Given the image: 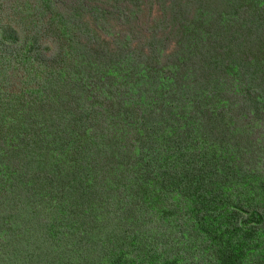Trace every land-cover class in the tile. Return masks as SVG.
I'll use <instances>...</instances> for the list:
<instances>
[{"label":"trees","instance_id":"trees-1","mask_svg":"<svg viewBox=\"0 0 264 264\" xmlns=\"http://www.w3.org/2000/svg\"><path fill=\"white\" fill-rule=\"evenodd\" d=\"M8 1L0 161L44 166L79 202L65 219L27 197L58 218L55 234L89 227L78 238L93 253L78 264H175L202 242L212 263L264 264V0H102L104 15L31 0L11 22ZM16 175L0 168V188L23 189ZM1 198L0 232L19 237L12 264H68ZM28 235L46 250L29 251Z\"/></svg>","mask_w":264,"mask_h":264},{"label":"rangeland","instance_id":"rangeland-1","mask_svg":"<svg viewBox=\"0 0 264 264\" xmlns=\"http://www.w3.org/2000/svg\"><path fill=\"white\" fill-rule=\"evenodd\" d=\"M100 1L102 0H51L49 2V7L58 15H61L62 12H66L67 9L70 10L74 8L82 12H84V9H88L90 12H97L98 14L102 13L104 15L106 12L105 10H109V3L103 4ZM171 3L172 0H167L165 2L167 7L170 6ZM3 6H10L5 16L10 22L12 21V18L9 13L13 12L14 8L17 12H20V10L28 11V9L32 11L33 9V4L31 0H10ZM153 6L154 10L156 11V8L158 6ZM142 9V14L144 16L139 14L137 15V18L145 17L147 19H150L152 17V14L151 16H149L147 10H145L144 8ZM68 12L70 14V11ZM152 13H154V11ZM168 14L170 16L169 12ZM154 19L155 17L152 18L151 21H154ZM136 31L137 33L135 35H137V37L138 35L141 36L139 29H136ZM4 154V150L1 149L0 156H3ZM18 164L21 165L20 162ZM18 164L13 165L11 163L4 162V165L6 166H3V163L0 161L1 170H3V168H7L8 170L10 169L11 173H16V176L21 178L19 182L20 184H23V189H20L18 187L14 191L10 183L5 182L4 186L0 188V194L2 195L1 199L4 201V204H6V207L8 204L9 210H11V215L14 216L15 220H17V224L20 228L30 227L32 230H35L36 236L39 235L40 238H44L45 244L48 246V248L55 252V259L57 260L56 262H68V264H78V261H81V257L83 255L93 253L91 252L93 250L90 245L91 240L87 237H83L86 238L85 240H79L78 238L79 233L81 231L85 232V229L89 227L87 225L81 226L78 228L77 231H74L72 228L65 225L66 229H63L61 233L56 232L57 234H55L53 233V230L58 226V218L55 217L52 219V213L47 208L45 211L35 214V207L39 204L33 205L32 200L30 201L29 199H31L35 193H37L38 195L41 194L42 199L40 203L46 205L53 211L60 210L61 214L64 215V218L66 217L65 219H69L68 217L71 215V213L62 212V208L65 207L68 210H71L74 207L79 206V202L73 201L70 196L66 197L67 200H64V198L62 199L61 196L65 197V189L60 192V187H62V181L58 178H55L52 183H49L47 179L51 178L50 175L45 171L44 166H19ZM95 176L91 177L95 178ZM175 200L179 201L181 206L185 205L186 203V201L182 200V197L180 195H177V198ZM29 208L33 210L32 213L30 212ZM71 212L76 214L81 213L79 212V208H75ZM0 227L2 228L3 226L0 225ZM182 233H187V231H183L181 232V234ZM16 234L17 233L13 232L9 233L8 241H6L5 237L2 236L3 232H0V264H12V262H14V260L18 257L19 251L14 252L12 246V244L16 243L13 239H16L17 241L19 240V237L16 236ZM212 235L215 237V233H212ZM30 240L31 236L28 235L26 242ZM35 243L38 244L37 241ZM27 245H29V251L33 253H35V251L33 250L37 251L39 248V246H36L32 241H30V244ZM203 245H205L203 242L201 244L195 243L193 248L187 249L188 254H185L184 256L182 252V257H180L177 262L175 261V264H192L189 261H192L194 264L204 262H207V264H215L212 263L214 261V253L212 249L201 247ZM85 247L88 248L85 250ZM179 248V246H177V248L170 247L168 249H165L163 252L160 248L157 253L159 254L160 259L169 262L173 260L169 257V254L174 251L178 252ZM39 249L41 251L46 250V246L41 244V248ZM169 249L171 252H169ZM40 250L37 253H41L42 255H44V253ZM145 251H147V249L143 248L142 253H146ZM27 253L28 252H25L27 257L30 258ZM7 256H9L10 261L3 263V259H5V257ZM33 257L37 256L33 255ZM91 257H93V255ZM46 259L47 258H45V260ZM186 259H188L189 261H187ZM37 261L38 260L31 259V264H38ZM17 264L20 263L18 262ZM46 264L49 263L46 261Z\"/></svg>","mask_w":264,"mask_h":264}]
</instances>
